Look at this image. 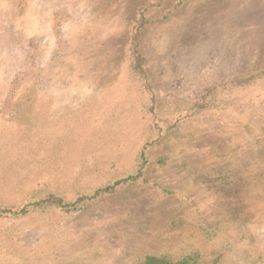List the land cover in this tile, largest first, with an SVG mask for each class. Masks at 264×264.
Wrapping results in <instances>:
<instances>
[{"label": "rangeland", "instance_id": "374dc122", "mask_svg": "<svg viewBox=\"0 0 264 264\" xmlns=\"http://www.w3.org/2000/svg\"><path fill=\"white\" fill-rule=\"evenodd\" d=\"M154 256L264 264V0H0V264Z\"/></svg>", "mask_w": 264, "mask_h": 264}, {"label": "trees", "instance_id": "16d2710c", "mask_svg": "<svg viewBox=\"0 0 264 264\" xmlns=\"http://www.w3.org/2000/svg\"><path fill=\"white\" fill-rule=\"evenodd\" d=\"M128 179H130V177H128L127 179H124V180H122V181H117V182H115L114 184L105 187L104 190H105V191H111V190L114 189V187H115L116 184H119V183H121V182H123V181H126V180H128ZM100 190H101V189H100ZM100 190H98V191H100ZM85 197H86V196H85ZM50 199L53 200V201H57V202L60 203V204L66 205V204L63 202L62 199H56V198H54V197H52V196H51ZM83 199H85V198H84V197L80 198V200H78L77 203H79V202L82 201ZM33 205H34V204H33ZM26 207H27V206H26ZM26 207H25V208H26ZM25 208H23V212H24V209H25ZM5 211H7V210H5ZM9 211L11 212L12 210L9 209ZM143 264H168V262H167L166 260H164V259H161V258H158V257H155V256H154V257H148V258L146 259V261H145Z\"/></svg>", "mask_w": 264, "mask_h": 264}]
</instances>
